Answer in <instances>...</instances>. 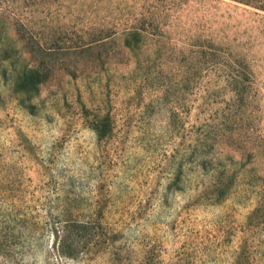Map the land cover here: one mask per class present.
Wrapping results in <instances>:
<instances>
[{
    "label": "rangeland",
    "instance_id": "374dc122",
    "mask_svg": "<svg viewBox=\"0 0 264 264\" xmlns=\"http://www.w3.org/2000/svg\"><path fill=\"white\" fill-rule=\"evenodd\" d=\"M0 264H264V12L0 0Z\"/></svg>",
    "mask_w": 264,
    "mask_h": 264
},
{
    "label": "trees",
    "instance_id": "16d2710c",
    "mask_svg": "<svg viewBox=\"0 0 264 264\" xmlns=\"http://www.w3.org/2000/svg\"><path fill=\"white\" fill-rule=\"evenodd\" d=\"M235 1L251 6L252 8L259 10L261 12H264V0H235ZM26 46H27L26 44H23V47L25 49L27 48ZM47 77H48L47 74L40 65L33 67L23 66L21 67V70L18 73L16 88L32 91L35 92L36 94L39 85L42 82H44L47 79Z\"/></svg>",
    "mask_w": 264,
    "mask_h": 264
}]
</instances>
